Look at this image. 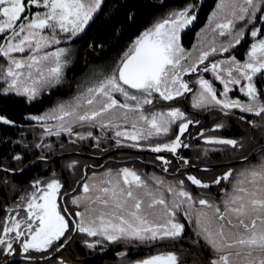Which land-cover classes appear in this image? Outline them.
Listing matches in <instances>:
<instances>
[{
    "label": "snow or ice",
    "instance_id": "obj_1",
    "mask_svg": "<svg viewBox=\"0 0 264 264\" xmlns=\"http://www.w3.org/2000/svg\"><path fill=\"white\" fill-rule=\"evenodd\" d=\"M104 5L105 0H0V96L16 95L31 102L60 85L70 64L71 45ZM200 8V0H187L170 9L134 37L111 67L93 69L72 99L27 116L41 130L40 142L32 147L51 151L44 138L65 135L74 137L72 143L92 140L97 148L111 139L116 147L158 154L155 160L164 172L172 161L159 154L170 153L180 173L193 167L180 150L190 147L186 133L190 135V127L201 121L171 102L190 97L197 114L231 117L238 110L241 123L264 128V0H217L205 28L197 33V43L187 49L183 34L197 22ZM246 40L247 50L240 58L236 50ZM208 74L212 79L205 78ZM233 92L240 95L233 98ZM160 101L168 107L158 108ZM249 115L261 122L247 119ZM0 123L16 126L3 115ZM224 127L217 122L198 132L197 138L208 146L205 156L245 150L244 139L208 134ZM94 129L103 135L95 136ZM230 161L235 162L210 181L194 174L166 181L133 167L108 168L83 179L75 195L62 191L65 185L56 173L34 179L30 191L0 219V257L21 256L25 264H47L51 253L59 254L81 236L91 251L103 252L109 245L128 247L115 253L117 264H184L176 251L139 260L127 257L132 247H167L169 241L175 247L186 233L182 222L186 220L194 229V242L203 241L209 249L208 264H264V145ZM77 165L72 161L68 167ZM201 170L209 171L197 169ZM186 181L203 190L220 186L222 195L219 200L207 194L194 196ZM56 264L67 261L59 258Z\"/></svg>",
    "mask_w": 264,
    "mask_h": 264
},
{
    "label": "trees",
    "instance_id": "obj_2",
    "mask_svg": "<svg viewBox=\"0 0 264 264\" xmlns=\"http://www.w3.org/2000/svg\"><path fill=\"white\" fill-rule=\"evenodd\" d=\"M216 1L200 0L201 8L198 10V20L194 26L183 34L182 39L185 48H190L194 45L197 33L206 23L215 7ZM186 2L187 0H105L103 11L95 18L90 27L86 29L81 38L71 45L73 52L70 57V64L66 68L64 81L60 85L43 93L39 98L31 102L16 95L0 96V114L15 121L16 124L13 127L0 123V166L18 170L23 168L29 161L42 155L52 157L69 151H81L83 153L101 155L117 148L111 139H104L100 147L97 148L93 146L95 142L92 140H89L88 144L80 141L72 143V140L67 139L66 136H61L59 141L54 142L51 151L34 148L32 145L40 142V140H37L40 135L37 132L38 129L28 130H31L32 127L38 128V126L35 125L34 121L27 120L26 117L41 114L58 101L71 97L76 92L80 83L90 78L93 69L111 67L123 52L127 50L134 37L144 28L148 27L156 18L170 9L182 7ZM131 17H134V19ZM247 46L248 40L236 50L240 58H243ZM187 79L191 78L187 77ZM216 83L219 84L218 82ZM230 95L239 96L240 94L233 92ZM240 98L244 99L242 96ZM171 106L180 107L186 110L191 118L201 121L200 125L190 127V135L186 133L185 142L190 147L180 150V154L190 160L192 164L212 165L227 162L230 161V157L248 155L253 149L264 144V128H251L247 123H241L237 119L240 115L238 110L236 115L231 117L222 116L218 112H200L197 114L190 107V97L188 100L179 99L171 102ZM157 107L166 109L168 103L160 101L157 103ZM247 119L254 120L257 123L261 122L259 117L251 115L247 116ZM217 122L224 123L225 127L208 134L220 135L225 138L244 139L246 147L243 152L232 153L231 150H224L209 152L207 156L204 155V151L208 146L204 145L203 141L197 138V134L201 129H210ZM97 130L94 129V135L101 136ZM26 145L28 147H25ZM17 154L24 156V160L14 161L12 157ZM155 156L156 154L136 151H118L106 158L72 155L55 161L34 162L27 170L17 174L0 172V218L5 214L6 208L12 206L23 193L25 194L30 190V184L34 179H46L52 173H57L58 171H60L59 178L65 185L62 191L70 195L79 191L81 182L85 179V171L89 172L93 168H98V170L100 168H107L110 163H118L119 161L127 165L142 163L143 169H139V172L149 175L151 169L155 171L159 170L165 177L166 175L179 176L191 173L210 181L225 171V167L221 166L207 172L195 169H188L185 172L182 169L180 173H176L177 161L172 156H165L172 163L168 172H164L162 171V167L155 161ZM69 158L77 159L78 165L76 168H62L64 167L63 161ZM257 159L258 157L252 159V162ZM242 164L243 162L237 163L236 166H242ZM76 182H79L78 185ZM73 189L76 191L73 192ZM193 189L196 194H199L198 190H200L201 193H205L208 196H213L214 198L220 197V191L215 185L207 190L196 187H193ZM183 221L186 225V233L181 241L176 242L175 247L172 246L173 242L171 241L166 242L167 247H137L136 249L132 247L127 259L136 260L157 252L176 251L180 254L184 264H208L210 259L209 249L203 245V241L199 243L194 242L197 239L194 236V230L191 229L186 220ZM74 243L75 245H73ZM125 249L126 251L129 250L126 246L109 245L103 252H92L85 248L76 237L73 243L52 257V260L57 259V257H63L69 262L81 261L83 264H117L118 258L115 256V253ZM4 259L6 258H0V260ZM20 263L22 261L13 262V264Z\"/></svg>",
    "mask_w": 264,
    "mask_h": 264
},
{
    "label": "rangeland",
    "instance_id": "obj_3",
    "mask_svg": "<svg viewBox=\"0 0 264 264\" xmlns=\"http://www.w3.org/2000/svg\"><path fill=\"white\" fill-rule=\"evenodd\" d=\"M217 2V1H216ZM214 9V8H213ZM213 11V10H212ZM211 14V13H210ZM207 21H208V19H207ZM207 21H206V23L202 26V28L201 29H203V28H205V26H206V24H207ZM201 29L198 31V32H200L201 31ZM197 43V36H196V40H195V43L194 44H196ZM192 47H190V48H187V49H191ZM195 55V54H194ZM217 58H220V57H217ZM65 74H66V69H65ZM83 78V77H82ZM205 78H207V79H212V77H211V75L210 74H208V75H206V77ZM186 79H187V77H186ZM191 79H194V78H191ZM86 82V81H85ZM85 82H81L80 83V85L78 86V88H77V90H76V92L71 96V97H69V98H67V99H63V100H60V101H58L55 105H57L58 103H60V102H65V101H68V100H70V99H72V97H74L75 95H77L78 94V91H79V89H80V86L81 85H83ZM216 87L218 88V89H220V90H222V86L221 85H219V84H217L216 83ZM48 91H50V90H48ZM48 91H45V92H48ZM45 92H43V93H45ZM42 93V94H43ZM41 94V95H42ZM40 95V96H41ZM39 96V97H40ZM233 98H235L236 97V95H231ZM39 97H37V98H39ZM55 105H53L51 108H53ZM51 108H49V109H51ZM48 109V110H49ZM48 110H46V111H48ZM46 111H44V112H46ZM44 112H42L41 114H43ZM1 115V114H0ZM33 129H35V130H37L38 129V133H39V135H40V129H39V127L38 128H35V127H32L31 128V130L29 129L28 131H32ZM97 130V129H96ZM98 131V133H99V135H103V133H101V131L98 129L97 130ZM93 132H94V130H93ZM66 136V135H65ZM216 136H220V135H216ZM40 137V136H39ZM39 137H38V139L37 140H40L39 139ZM186 137V136H185ZM223 137V136H222ZM61 138V137H60ZM60 138H57V137H47V138H44V143H47V144H50L51 146H52V144L54 143V142H56V141H59L60 140ZM66 138L67 139H69V140H73L74 139V137H68V136H66ZM87 144L89 143V141H85ZM103 142V141H102ZM155 142H157V141H153V143H155ZM160 142H163V138L161 139V141ZM106 143V142H105ZM109 144V143H108ZM70 152V151H69ZM72 161H77V159L76 158H69V159H65L64 161H63V166L64 167H62V168H65V169H67L68 168V165L72 162ZM155 161H157V160H155ZM157 163H158V165L160 166V167H162V165H161V162L160 161H157ZM252 163H256V161H254V162H252ZM77 167V166H76ZM75 167V168H76ZM122 167H133V168H135V169H137L138 171H139V169H143V165H142V163L141 164H134V165H127V164H125V163H122L121 161H119L118 163H116V162H113V163H110L109 165H108V167L107 168H100L99 170H98V168H93V169H90V171L88 172V171H85L84 173H85V178H91L92 177V174H93V172H96V173H103L106 169H108V168H111V169H113V170H116V169H119V168H122ZM236 167H241V166H239V165H237ZM73 169V168H72ZM189 169H191V168H189ZM59 172L60 171H58L57 173H56V175L59 177L60 175H59ZM84 173H83V175H84ZM176 173H177V171H176ZM152 174H155L157 177H160V178H162V179H164V180H166V181H172V180H174V179H183L184 178V176L185 175H187V174H191V173H185V174H182V175H179V176H173V175H166V177L165 176H163L161 173H160V171L158 170V171H155V170H153V169H151L150 170V172H149V175H152ZM77 183V185H78V182H76ZM186 184H188L189 185V187H190V190L192 191V193H193V195L194 196H199V195H201V194H205V193H201L200 192V190H198L199 191V194H196L195 192H194V189H193V187H195V186H191L190 185V182H187L186 181ZM81 187V186H80ZM80 187H79V191H80ZM224 187H227V185H224ZM216 188L217 189H219L220 188V186H216ZM30 191V190H29ZM79 191L77 192V193H75V194H79ZM26 194V193H25ZM24 193L22 194V196L23 195H25ZM75 194H73V195H75ZM222 195V193L221 192H219V196H221ZM211 198H213V199H216V200H219V198L220 197H218V198H214L213 196H210ZM13 206V205H12ZM11 207V206H10ZM6 215V212H5V214L0 218V219H3L4 218V216ZM182 222H184L183 220H182ZM190 225V224H189ZM190 227H191V229H193V227L190 225ZM194 230V229H193ZM77 238L80 240V242L85 238V237H81V236H77ZM81 244L83 245V243L81 242ZM73 245H75V243L73 244ZM84 246V245H83ZM107 247V246H106ZM136 249L137 247H133V249ZM96 251H100L99 249H97V250H95V251H92V252H96ZM122 251H126V249L125 250H122ZM155 254H157V253H155ZM155 254H151V255H155ZM32 255H36V256H40L41 254L40 253H35V252H33L32 253ZM148 256H150V255H148ZM147 256H144V257H142V258H139V259H143V258H146ZM0 258H5V257H0ZM59 258H63V257H57V259H54V260H50V261H47V264H56V262H57V260L59 259ZM64 259V258H63ZM139 259H136V260H139ZM64 260H66V259H64ZM67 261V264H83L81 261L80 262H77V261H71V262H69L68 260H66ZM20 264H25V262L24 261H22V263H20Z\"/></svg>",
    "mask_w": 264,
    "mask_h": 264
},
{
    "label": "water",
    "instance_id": "obj_4",
    "mask_svg": "<svg viewBox=\"0 0 264 264\" xmlns=\"http://www.w3.org/2000/svg\"><path fill=\"white\" fill-rule=\"evenodd\" d=\"M264 145V144H263ZM261 146V145H260ZM260 146L256 147L255 149L259 148ZM118 151H136V152H143V153H152L151 151H147V150H138V149H134V148H128V147H117V148H114L104 154H101V155H96V154H88V153H83L81 151H70V152H65V153H61V154H58V155H55V156H52V157H47V160H41L40 157H37L31 161H29L23 168L21 169H24L23 171L27 170L34 162H37V161H55V160H58V159H61V158H64V157H68V156H72V155H82V156H87V157H93V158H106L108 156H110L111 154L115 153V152H118ZM253 151V150H252ZM251 151V152H252ZM250 152V153H251ZM249 153V154H250ZM152 154H156V153H152ZM248 154V155H249ZM158 155V154H156ZM159 155H163V156H172V154L170 153H167V152H164V153H160ZM251 159V157H250ZM230 162H235V161H227V162H222V163H215V164H212V165H195V164H192L193 167H191V169H204L205 167H207L209 170H213L215 168H218V167H221V166H225L227 165L228 163ZM239 163H242L239 162ZM237 164V163H236ZM0 168H5V169H10V168H6L4 166H0ZM86 169V168H85ZM19 170V169H18ZM22 171V172H23ZM8 173H11V174H17V173H21V171H16V172H8ZM79 183V182H78ZM57 253L53 252L51 253V256L54 257ZM9 260H12L13 262H18V261H23V258L21 256H16V257H10V258H7Z\"/></svg>",
    "mask_w": 264,
    "mask_h": 264
},
{
    "label": "flooded vegetation",
    "instance_id": "obj_5",
    "mask_svg": "<svg viewBox=\"0 0 264 264\" xmlns=\"http://www.w3.org/2000/svg\"><path fill=\"white\" fill-rule=\"evenodd\" d=\"M7 259V258H6Z\"/></svg>",
    "mask_w": 264,
    "mask_h": 264
}]
</instances>
